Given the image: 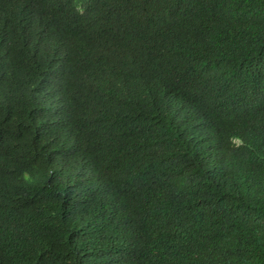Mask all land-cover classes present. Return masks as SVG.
Listing matches in <instances>:
<instances>
[{"label":"trees","instance_id":"16d2710c","mask_svg":"<svg viewBox=\"0 0 264 264\" xmlns=\"http://www.w3.org/2000/svg\"><path fill=\"white\" fill-rule=\"evenodd\" d=\"M0 264H264V0H0Z\"/></svg>","mask_w":264,"mask_h":264}]
</instances>
